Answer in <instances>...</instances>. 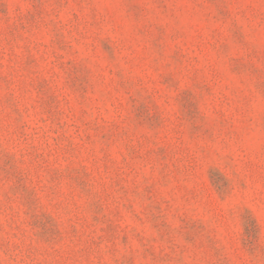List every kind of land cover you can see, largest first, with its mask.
Wrapping results in <instances>:
<instances>
[{
  "label": "rangeland",
  "instance_id": "rangeland-1",
  "mask_svg": "<svg viewBox=\"0 0 264 264\" xmlns=\"http://www.w3.org/2000/svg\"><path fill=\"white\" fill-rule=\"evenodd\" d=\"M0 264H264V0H0Z\"/></svg>",
  "mask_w": 264,
  "mask_h": 264
}]
</instances>
